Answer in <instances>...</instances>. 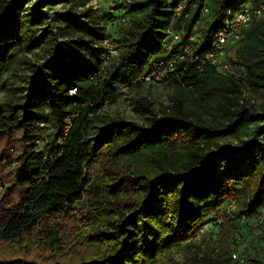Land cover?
<instances>
[{
    "label": "trees",
    "instance_id": "trees-1",
    "mask_svg": "<svg viewBox=\"0 0 264 264\" xmlns=\"http://www.w3.org/2000/svg\"><path fill=\"white\" fill-rule=\"evenodd\" d=\"M32 1L0 0V94L8 97L7 108L0 106V141L7 136L8 144L19 143L14 183L21 192L18 205L4 215L0 241L21 246L24 236L37 233L53 217L68 216L93 189L94 216L86 217L94 221L89 225L93 231L84 234L76 257L52 264H230L231 250L225 245L238 229L235 219L242 215L252 220L264 208V104L255 109L243 91L244 83L264 91V20L253 17L242 31V48L253 37L257 42L253 52L232 61L245 67L238 75H220L196 58L212 51L215 34L229 16L244 5L256 10L264 0H210L212 19L201 40L193 42V28L207 0H186L180 21L173 8L181 0L131 3L127 14L140 16L126 29L112 63L104 46L98 48L89 39L93 36L104 45L109 37L63 15L66 29L77 33L61 41L48 13L37 7L28 10ZM171 31L181 35L174 46ZM44 44L49 47L42 49L38 65L20 59ZM187 45L189 53L182 51ZM179 56L184 58L167 81H175L178 89H198L216 76L224 81L225 92L218 97L195 100L202 109L214 106L213 122L180 97L172 98L162 118L147 97L135 98L143 124L102 116L116 88L140 86L152 62ZM14 64L26 67L9 89L4 80ZM221 117L228 121L219 122ZM224 139L233 142L222 146ZM90 169L98 171L97 185L88 176ZM227 198H243L244 207L224 217L222 254L213 255L212 242L175 263L174 249L197 235ZM60 240L52 233L42 244L59 249ZM15 257H0V264H37Z\"/></svg>",
    "mask_w": 264,
    "mask_h": 264
},
{
    "label": "rangeland",
    "instance_id": "rangeland-1",
    "mask_svg": "<svg viewBox=\"0 0 264 264\" xmlns=\"http://www.w3.org/2000/svg\"><path fill=\"white\" fill-rule=\"evenodd\" d=\"M141 0H129L124 5L126 8H113L107 0H57L51 3L46 0H33L30 5H27L29 11L36 7L45 13H48L52 17L54 30L59 33L61 41H67L72 38L68 37V34L77 33V31L67 30V21L62 20L63 15H71L79 18L81 21L89 23L93 28V31L104 36L109 37L118 48L122 44V39L126 35V29L130 28L133 24V19L139 18L140 15H129L128 6L131 3H135ZM177 0H169L170 3H175ZM186 0H181L178 9L173 8V12L177 13V21L179 20V14L185 8ZM207 6L201 11L198 22L193 28L196 40H201L200 37L204 31V28L208 22L212 19V12L210 7L211 1L207 0ZM254 4V2L252 3ZM119 7V6H118ZM187 17V16H186ZM49 21V19H47ZM46 20V21H47ZM180 21V20H179ZM181 28L184 29L185 23L180 22ZM44 28V26H39ZM52 28V27H51ZM41 31V30H40ZM89 39L96 41V47L102 48V42L89 35ZM257 42V39L253 37L252 42L248 43L244 48L236 52L231 53L230 58L239 59L242 55H248L253 52L252 46ZM49 47L44 44V47L25 52L20 56L21 60H27L31 64L38 65L43 59L44 52L42 49ZM232 52V51H231ZM236 52V53H234ZM89 57V56H88ZM89 59V58H88ZM108 61V63H112ZM107 63V64H108ZM26 65L14 64L11 70L5 77V84L9 89L14 86V82L18 77L22 75ZM105 71V68H104ZM226 85L224 81L217 77L207 81L204 80L200 87L192 89H178L175 81L151 84L143 81L138 87H118L115 90V99L107 102L101 110L102 116L106 119H118L124 118L127 121L135 122L138 124L145 123V117H143L137 111V105L133 100L137 97H147L154 105L155 112L158 117H163L165 112H169L172 106V98L180 97L183 103L191 110H196L199 113H203L202 118L207 122H213V115L215 109L213 105H209L205 109L198 106L199 103H195L197 97H218L219 94L225 92ZM243 91L245 97H247L250 103L255 109L264 104V91L249 86L247 83L243 84ZM202 92L204 95H201ZM0 106L7 108L8 97L4 94H0ZM228 120L221 117L219 122L226 123ZM52 123V122H51ZM47 127L49 133H52L54 127L52 124ZM4 139L0 141V225L4 221V215L8 214V210L16 207L20 201L21 192L14 183L17 169L19 167V143L13 141L8 144V137L4 136ZM46 143L48 138L44 139ZM233 142V140L224 139L220 142L222 146H225ZM98 171L96 169H90L88 176L92 179V183L97 185ZM93 189L90 194L85 197V202L82 205L75 207L69 211V215L65 217H53L41 224V230L32 235H26L23 238L22 245L9 246L6 242L0 241V257L5 259L25 257L29 263L37 264H52L58 259H68L71 256H77L75 248L82 244V239L85 233H91L92 227L89 225L94 222H87L86 217H89L88 213L94 216V211L90 203V199L93 196ZM236 202V203H235ZM231 199L222 200L219 203L216 211L210 214L206 218V222L202 230L191 238L186 244L175 248L174 262L183 263L185 260L190 259L191 255L195 251H204L209 243L213 242V252L215 257L222 254V241L220 231L224 230L222 227L228 213H240L244 207L243 198H239V201ZM231 209V210H230ZM221 215V216H220ZM241 216V217H240ZM235 218V217H234ZM237 225V231L231 234L229 240H227L228 248L232 254H237L245 261L244 264H264V225L255 226L254 224L243 219L242 215H239L238 219H235ZM52 233L57 234L60 237V244L57 245L59 249L54 250L42 244L43 241H47V237ZM23 245L24 248H23ZM2 253V254H1ZM241 258V259H242ZM230 264H236L230 261Z\"/></svg>",
    "mask_w": 264,
    "mask_h": 264
},
{
    "label": "built area",
    "instance_id": "built-area-1",
    "mask_svg": "<svg viewBox=\"0 0 264 264\" xmlns=\"http://www.w3.org/2000/svg\"><path fill=\"white\" fill-rule=\"evenodd\" d=\"M107 1L113 6V8H117L118 6L124 5L128 0ZM253 17L264 20V6H261L256 10H252L248 5H244L239 11L229 16L225 25L220 27L215 34L212 51L202 56V58H196L200 64L212 67L218 74L225 77L238 75L244 71L245 67L240 64H234L232 61H235V59L230 58V55L233 51L236 50L237 52L243 47L242 31L248 27ZM169 33V38L172 39V46L181 41V35L179 33L174 31ZM190 41H196V38L191 37ZM104 48L106 50L105 57L108 61L119 55V49L110 40L105 41ZM167 49H169V47H167ZM189 49L190 46L187 45L182 51L189 53ZM183 58L184 56H179L169 62L155 60L152 62L151 70L147 73L146 77L143 78V81L151 84H161L167 82L173 76L177 62ZM198 68H200V66ZM75 91L76 90H72L71 93L74 94ZM247 221L255 226L264 225V208L256 218ZM241 258L242 257L237 254L231 253V261L236 264L245 263L244 259Z\"/></svg>",
    "mask_w": 264,
    "mask_h": 264
}]
</instances>
